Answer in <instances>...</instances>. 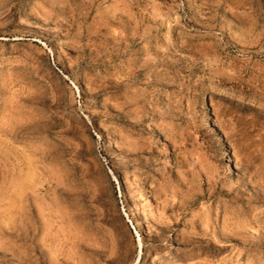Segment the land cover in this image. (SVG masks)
Instances as JSON below:
<instances>
[{
	"label": "rangeland",
	"instance_id": "374dc122",
	"mask_svg": "<svg viewBox=\"0 0 264 264\" xmlns=\"http://www.w3.org/2000/svg\"><path fill=\"white\" fill-rule=\"evenodd\" d=\"M0 264H264V0H0Z\"/></svg>",
	"mask_w": 264,
	"mask_h": 264
}]
</instances>
